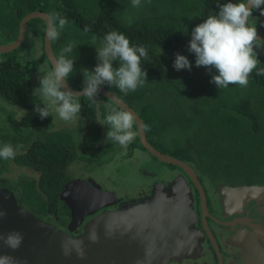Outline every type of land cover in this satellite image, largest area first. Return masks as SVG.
<instances>
[{"label":"trees","instance_id":"obj_1","mask_svg":"<svg viewBox=\"0 0 264 264\" xmlns=\"http://www.w3.org/2000/svg\"><path fill=\"white\" fill-rule=\"evenodd\" d=\"M127 1L119 0V7L110 8L109 0H53V3L60 2V5L54 6V13H59L69 21L64 30L80 31V37L74 33V38L86 40L90 44L88 48L74 46L72 53L68 54L75 58V62L67 83L72 80L81 87L69 86L75 90L83 89L82 69H93L92 65L85 68L83 64L96 61L97 49L102 47V38L106 33L118 31L132 45H143L147 49L148 58L141 61L142 68L147 72V82L138 89L161 93L163 96L158 108L153 110L155 102L148 100L146 94L129 92L125 95L112 90L129 104L141 103L140 98L145 96L142 117L145 114L143 119L148 131L161 141L162 152L184 161L213 180L226 178L238 183L254 184L264 179V75H256L259 69L264 68V44L260 42V47L254 49L260 64L250 75L248 86L230 85L219 89L210 83L212 75L218 74L214 69L210 74L205 67L192 65L191 71H177L173 64L177 53L189 59L191 52L188 45L192 30L203 23L208 15L219 11L217 4L228 0H188L186 6L169 3L167 11H154L132 22H126L122 9L127 7ZM233 2L239 3L241 0ZM34 11L48 14L44 6L28 3L27 0H0V43L13 42L18 35L21 19ZM263 20L260 10H254L248 23L252 25V22ZM28 29L34 31L43 42V20H30L26 31ZM69 43L67 40L59 45L51 41L53 53L57 50L60 54ZM22 45L10 53L0 54V98L5 104L2 108L17 106L26 112L20 121L9 115L8 120L0 122V145H23L15 159H0V185L12 186L11 181L4 176L12 163L37 170L40 172L38 183L43 189L47 188L48 181H56L48 191L52 209L57 201L56 186L60 168L73 159L72 150L67 146L75 147L76 140L73 133L67 130L45 135L43 128L48 126L49 117L41 119L35 112V105L41 108L42 105L34 96L29 80V75L38 66L25 61ZM58 56L55 55L56 58ZM49 67L52 69L50 63ZM113 67L118 68L119 63L114 62ZM96 99L104 100L100 95ZM104 101L111 103L107 99ZM77 102L81 104L79 117L88 122L85 134L87 142L96 128V117L106 119L109 113L105 107L97 109V103L93 104L87 97H79ZM168 104L175 107L173 112L164 106ZM35 182L29 177H19L17 184L26 186L20 188L21 195L31 192L34 206L39 205V210H42L41 207L45 206L42 196L28 186Z\"/></svg>","mask_w":264,"mask_h":264},{"label":"flooded vegetation","instance_id":"obj_2","mask_svg":"<svg viewBox=\"0 0 264 264\" xmlns=\"http://www.w3.org/2000/svg\"><path fill=\"white\" fill-rule=\"evenodd\" d=\"M111 92L123 100L138 115L147 142L156 151L165 154L162 152L163 148L158 136L145 131L146 125L143 119L145 114L142 117L145 96L140 98L141 103L129 104L117 92ZM135 92L146 94L148 100H153L155 102L153 110L158 108V103H160L163 96L161 93H151L145 89H137ZM102 98L106 99L103 96ZM104 100H98L97 109L105 107L108 113L113 109L120 110L113 103H106ZM4 106L5 104H2V107ZM164 106L168 108L169 112H173L175 109L170 104ZM77 122L80 125V128H78L80 136L78 134L79 139L76 141L75 147L67 146L68 149L72 150L73 159L60 168V178L56 186L57 201L52 209H50L48 201L50 197L48 191L51 189L53 182L56 181H48L47 188L43 189L44 187L38 183L40 172L11 164L4 176L11 181L12 186L0 185V189L9 190L19 207L73 239L82 234L87 222L102 214L117 212L130 205L141 204L143 201L148 200L156 190L160 189L159 193H161L162 188H168L173 182H176V179H183L186 186H180L181 189L178 190V195L184 197L185 202L189 198L191 199V208L195 218L192 225L186 227L185 232L186 235L189 234L192 238H189L187 242L188 257L181 260H172L170 264H264V190L252 194L237 190L238 188L250 186L261 190L264 188V179L254 184L238 183V181L226 178L213 180L189 165L193 169L202 189L205 204V208H203L201 192L190 178L178 167L159 161L141 145L135 121L133 130L137 135L127 149L122 148L118 143L107 140L106 133L109 131V126L103 125L105 119H102V117H96V128L92 131V138L87 142H85V134L88 129V122L80 117ZM75 124L77 123L75 122ZM43 130L45 135L55 132L47 131L46 127ZM61 148H64V146ZM167 151L172 153L171 150L167 149ZM165 155L173 157L168 153ZM146 158L154 164L153 167H149ZM118 160L121 161L120 164L127 162L125 164L133 171L131 177L121 179L126 182L129 181L132 185L125 193L120 192L116 188V184L108 178L104 183L101 177H96L93 174L95 168H102L103 171L111 167L118 169L116 167ZM155 165H158L159 168H156ZM163 166L166 167L164 173L160 170ZM15 169L22 173L16 178L7 177ZM19 177H29L36 180L34 184L28 186L37 190L42 196L45 202L44 207L40 206L42 210H39V205L34 206L35 200L32 198L31 192L21 195L20 188L26 186L17 184ZM74 181L96 185L95 189L112 194L116 200L110 195V199L114 200L113 204L96 210L93 214L87 216L79 226L69 228V223L72 220L71 210L64 200H79L84 203L89 199H93L95 204L98 200V197L94 193L92 195L87 189L66 187ZM163 190H165L168 197H172L168 189ZM21 197L24 199L22 200ZM85 206L89 207L88 205Z\"/></svg>","mask_w":264,"mask_h":264},{"label":"water","instance_id":"obj_3","mask_svg":"<svg viewBox=\"0 0 264 264\" xmlns=\"http://www.w3.org/2000/svg\"><path fill=\"white\" fill-rule=\"evenodd\" d=\"M48 18L41 11L31 12L23 17L16 39L11 43L0 44V54L16 50L24 40L27 23L33 19H41L45 23L43 49L53 69L56 57L51 41L46 37ZM258 38L264 44V35L258 33ZM67 85L70 87L68 83ZM98 95L105 97L117 108L133 113L141 145L162 163L181 169L199 188L205 208L202 189L193 169L184 161L156 151L145 138L140 118L123 100L102 87L98 90ZM175 181L168 188H162L161 193L160 189L156 190L141 204L102 214L87 222L82 234L73 239L19 207L9 190L0 189V211L7 213L0 219V235L6 236L10 232L23 234V242L16 250L0 241V256H12L16 264H170L172 260H181L189 255L187 242L192 237L186 235L185 229L192 225L195 214L191 208V199L185 202L186 199L178 195L180 186H186L185 181ZM66 187L87 189L98 197L96 204L93 199L84 203L79 200H64L71 210L69 228L79 226L87 216L116 200L112 194L103 193L95 189L96 185L88 182L74 181ZM163 189H168L172 197H168ZM237 190L252 194L263 191L264 188L259 190L250 186ZM110 195L114 200L110 199Z\"/></svg>","mask_w":264,"mask_h":264},{"label":"clouds","instance_id":"obj_4","mask_svg":"<svg viewBox=\"0 0 264 264\" xmlns=\"http://www.w3.org/2000/svg\"><path fill=\"white\" fill-rule=\"evenodd\" d=\"M132 5L140 7L141 0H132ZM262 6L264 0H241L239 3L228 0L226 3L217 4L219 11L208 15L203 23L192 30L188 50L195 56L196 67H205L210 74L213 69L218 73L212 75L210 80L217 88H228L230 85L248 86L250 75L260 64L258 53L254 50L260 47L257 28L249 26L248 21L254 10H260V15L264 16ZM68 23L59 13L50 14L46 28L47 39L58 40ZM102 40V47L97 49L98 63L94 69H82V91H74L67 85L74 71L75 58L68 55L73 51L72 43L64 47L58 58L54 59L52 71L40 77V87L33 94H39L47 101L43 108L35 105V112L41 119L51 116L52 111L64 121L79 119L81 104L77 102L78 98L84 96L93 104L98 103V90L103 85L114 86L125 95L145 85L147 72L142 68L141 61L148 58L146 47L132 45L124 34L115 30L106 33ZM114 62L119 63L118 68L113 67ZM173 67L177 71H191L192 64L186 56L177 53ZM256 75H264V68L259 69ZM64 88L67 90H62ZM18 111L26 115L24 110ZM134 120L135 117L130 111L113 109L103 124L109 126L107 140L127 149L137 135L133 130ZM148 130V126H145V131ZM22 147L23 145L13 146L11 143L0 145V159H15ZM6 215V212L0 211V219ZM0 241L16 250L23 242V234L10 232L6 236L0 235ZM0 264H16V260L12 256L4 255L0 256Z\"/></svg>","mask_w":264,"mask_h":264},{"label":"rangeland","instance_id":"obj_5","mask_svg":"<svg viewBox=\"0 0 264 264\" xmlns=\"http://www.w3.org/2000/svg\"><path fill=\"white\" fill-rule=\"evenodd\" d=\"M28 3H33V4H40L45 7L47 10V13L53 14L54 13V6L60 5L59 3H53V0H27ZM118 1L119 0H109V7L110 8H115L118 6ZM188 0H141V6L140 7H133L132 5V0L127 1V7L123 9V13L126 16L127 20L126 22H132L135 19H141L143 18L146 14L151 13V12H165L167 9L170 7L169 3L173 5H183L186 6V2ZM192 1V0H190ZM169 6V7H168ZM50 7V8H49ZM119 7V6H118ZM256 23V24H255ZM252 22V25L250 24L249 26H255L257 28V32L259 34L264 35V20L257 23V22ZM78 34V37H80L81 32L80 31H67L63 30L61 32V36H63L65 39H67L70 43H72L74 46H79L81 48H88L90 44L86 40H82L78 38L77 40L74 38L73 34ZM63 38H59L56 41H53V43H57L59 45H62L64 42H67ZM1 44V43H0ZM96 44V43H95ZM92 45L94 43L92 42ZM22 49L24 52V57L26 62H34L37 64L38 68L35 72L31 73L29 75V80L31 83V88L32 92L34 93V90L40 87V77L43 76V74L48 73L52 71V69L49 67L48 60L45 57L44 49H43V42L41 39L37 36V34L28 29L25 32V39L23 41ZM55 55H59L58 51H54ZM189 61L191 62L192 65H195V56L194 54L190 53L189 54ZM98 63V60L92 61V62H86L84 63V67L88 68L89 65H92V68L96 66ZM92 69V70H93ZM193 69V68H191ZM191 73V72H190ZM84 79V78H83ZM82 79V80H83ZM69 85L72 88H80L81 85L75 81L70 80ZM104 89H109L108 91H114L116 90L117 92H120L118 88H115L114 86H108V85H103L101 86ZM114 89V90H112ZM120 94H122L120 92ZM38 99V101L41 103L42 108L44 107V104L47 103L46 99L42 98L41 95L37 94L35 95ZM2 104H4V101H2V98H0V122H3V120H8L9 115H13L14 120L20 121L22 118V113L18 111V109H21L17 106H13L12 108L9 109H4L2 108ZM16 108V110H15ZM18 108V109H17ZM3 109L4 111H1ZM20 119V120H19ZM75 122L77 124H75ZM1 127V125H0ZM78 128H80V125L78 124L77 120L76 121H64L62 120L55 111H52L51 116H49V124L46 127L47 131H59V130H67L71 133H73V136L75 137V140L78 141L79 137V131ZM80 136V134H79ZM149 158V156H147ZM148 161V159L146 158ZM118 160V164L116 165L117 168L111 167V168H106L103 171L102 168H95L94 176H99L101 177V180L105 183L106 178L111 180L116 184V188L120 190V192L125 193L128 192V189L132 187L131 183L129 181H123L121 179H127L128 177H131L133 175V171L130 167H128L125 163L127 162H122ZM148 164L150 165L149 167H153L154 164L151 161H148ZM119 165V166H118ZM156 168L158 165H155ZM13 169V168H12ZM164 169L166 167H161L160 170H162V173H164ZM20 172V173H18ZM22 172L15 169L11 172V174L7 175V177H12L16 178L21 174ZM120 188V189H119Z\"/></svg>","mask_w":264,"mask_h":264}]
</instances>
